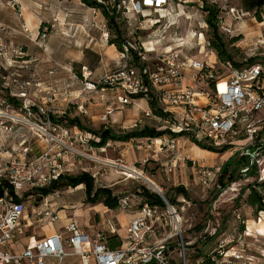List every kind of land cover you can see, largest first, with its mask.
Wrapping results in <instances>:
<instances>
[{
	"label": "rangeland",
	"instance_id": "rangeland-1",
	"mask_svg": "<svg viewBox=\"0 0 264 264\" xmlns=\"http://www.w3.org/2000/svg\"><path fill=\"white\" fill-rule=\"evenodd\" d=\"M181 2L184 3L181 4ZM203 2L217 7V32L222 36L233 61L242 64V67L263 64L264 13L261 18L253 19L251 12L241 3V0H215V5L210 0H173L168 21L174 25L170 26L166 36L177 34L186 42L181 46L172 45V47L181 48L184 55L193 60L200 62L207 60L215 71L225 72L220 66L221 62L216 53L209 47L211 35L202 10ZM4 3L6 7L9 4L8 8H11L12 3L9 0H5ZM40 9V12L34 11L40 18V23L36 22L33 28L28 29L23 24L22 17H18L17 7L13 9V16L8 10L0 9V21L6 22L0 23V26L4 28L3 32L0 31V44L5 51L0 62L4 68L8 60L6 67L9 68L8 72H5L6 79L4 81L0 79V85L3 86L0 87V113L3 112L0 115V167L4 168L7 161L13 157L19 155L21 158L24 148L29 149L26 158L36 156L43 151L42 138L45 137V133L40 127L44 130L46 127L42 126L44 116L41 115L39 108L55 117L57 122L52 120L53 123L61 125L63 124L59 120L70 115V117L80 118L82 123L91 129L104 125L118 133H123L147 126L156 131H167L164 137L168 141L177 143L179 145L177 149L169 151L165 146L161 147L157 141L160 137L151 141L143 138L142 142H139V139L130 140L129 144L133 145L136 152L142 153L143 160L137 163L133 161L131 164L124 163L127 167L141 172L150 182L153 181L160 187L158 188L152 182L160 189L162 195L167 194V198L173 201V206L180 210L179 214L183 219L182 240L186 250L187 264H195L196 260L199 261L198 264H264V212H255L245 202L248 185L254 183L255 179L264 184V124L260 135L250 143L244 141V136L241 134L234 138H224L222 143L216 146L208 140L197 141L192 135H173L167 130V124L162 119L146 118L137 107H129L123 111L118 123H113V118L111 120L110 116L107 122L101 121L100 118L106 110L105 106L112 103L110 94L108 92L87 93L83 91L80 82L82 65L91 69L94 75H101L112 68L114 61L121 58L115 45H113V56H109L106 52V46L113 37L101 11L89 8L79 0L65 1L61 8L63 12L61 16L52 15L53 9L49 5H42ZM158 19L159 16L151 12H147V16L145 14L143 17L132 14L123 15L120 12L118 23L124 33L123 38L137 41L147 39L146 35L156 28H152L151 24ZM8 22L19 27L13 28L7 24ZM162 24H164L163 21ZM44 29L47 30V35L41 40L37 36ZM155 31L160 33L161 27H157ZM192 31L202 33L204 38L199 42L196 37L189 35ZM103 32L107 33L106 38L102 36ZM249 59L253 61L249 62ZM2 68H0V77L4 74ZM25 81L29 85H24ZM4 83L7 91L11 90L13 93L28 91V93H35V96L15 98L16 103L10 100L5 101L10 96L6 94ZM65 89L72 92V96L80 92L78 100L80 105H84L85 114H80L76 107L65 106L53 99ZM20 103L21 106L18 107ZM138 104L142 106L144 101ZM25 106L29 108L26 109ZM143 108L146 109L148 106ZM14 117L21 118L23 122H16ZM68 129L71 135L79 134L83 140L96 142V138L88 133L80 132L73 127ZM193 141L213 146L216 153L205 150L212 154L204 153L205 155L201 154L202 156L199 157L198 151L196 154L192 152L193 148L201 150ZM106 145L104 150L93 148L92 151H87L80 145L75 147L86 154H92L99 162L110 165L119 162L120 150L125 146L111 147L109 143ZM68 157L69 161L74 162L71 165L72 174L70 175H77L86 170L91 176H95L94 189L108 188L112 190L113 197L115 196L117 200L129 195L130 199L137 197L136 195L143 193L141 189L144 188L150 192H156L146 180L138 176L126 177L125 172L114 165L96 163L71 155ZM231 157L234 158V162L245 158L250 165L254 163L258 173L256 176L249 177L247 176L248 168L243 166V169L238 170L242 175L241 178L234 183H228L225 189L219 190L217 180L221 175L220 168ZM201 166L211 167L216 172L215 179L205 186L199 182L200 173L198 172ZM168 168H171L170 172H167ZM242 170L245 171L242 172ZM177 187L185 189L188 193L187 200L176 193ZM56 191L58 193L52 197V202L57 201V208H74L75 210L72 212L68 210V212L74 214L83 232L95 233L97 230L90 229L89 224L96 226L98 223L95 217L96 212H88L86 207L99 204L93 205L90 201H86V197H81L83 196L81 191L71 189L70 192H66L67 188H57ZM100 204V207L106 208L102 203ZM60 211L55 225L62 230L66 224L63 222ZM128 212H134V208ZM121 213L127 212L115 209L109 214L100 213V218ZM88 217H91L90 223ZM116 220L121 223L118 216ZM51 228L48 226L43 231L48 232ZM40 231L39 225L31 230L32 233ZM118 233L124 234L122 229H119ZM41 235L38 234L39 237ZM176 241L171 247L177 245ZM173 250L171 259L179 263L178 251L175 248ZM225 253H227L226 257ZM232 254L234 256L240 254L242 258L235 260ZM70 260L72 259L69 258L66 261Z\"/></svg>",
	"mask_w": 264,
	"mask_h": 264
},
{
	"label": "built area",
	"instance_id": "built-area-1",
	"mask_svg": "<svg viewBox=\"0 0 264 264\" xmlns=\"http://www.w3.org/2000/svg\"><path fill=\"white\" fill-rule=\"evenodd\" d=\"M91 1L107 10L117 9L123 15L157 14L159 19L151 27H161L160 33H156L155 28L145 40L125 38L120 44V64L96 82L88 80L90 72L81 66L85 92L113 90L122 93L116 98L119 107H107L101 121L107 122L114 110L143 100L148 106L141 111L144 117L161 119L149 109V103L154 104L156 109L167 114L162 120L172 134L192 135L197 141L208 140L216 146L227 137L242 134L244 141L250 143L259 136L264 124V61L247 67L220 63L225 70L222 72L215 71L207 60H193L185 56L181 48H173L172 45L185 43L177 34L166 36L170 26L174 25L168 21L173 0ZM210 2L215 5V0ZM18 16H21L20 12ZM3 30L0 26V31ZM46 31L44 29L37 37L45 39ZM189 35L199 42L204 38L196 31ZM102 36L106 38L107 33L103 32ZM4 54L0 44V61ZM78 99L65 91L58 94L56 100L85 114L84 105H80ZM39 111L44 116L42 126L46 127V130L40 127L45 133L43 151L28 159L29 149L24 148L21 158L11 159L4 168L0 167V264H174L176 262L171 259L174 248L180 256L176 264H187L182 240L183 219L180 210L166 199H162L165 206H159L149 204L140 195L132 199L130 195L118 198V208L132 215L126 228L127 237L115 249L109 247L107 238L117 235L118 225L109 218L102 220L95 233L87 234L73 213L64 209L67 224L63 229L51 234L43 231L56 222L60 210L52 202L58 192L53 190L45 196L41 189H48L52 182L66 175L68 155L96 163L99 160L75 147L80 145L92 151L94 147L88 141L79 134L71 135L68 127L53 123L49 113L42 108ZM164 136L158 139L160 146L169 151L177 149V143ZM100 149L104 150V147ZM113 165L129 170L122 161ZM170 171L168 168L167 172ZM198 173L203 186L216 176L214 169L207 166L199 167ZM132 208L134 212H128ZM38 225L41 231L32 233ZM89 227L95 229L96 226L90 224ZM38 234L42 235L39 237ZM174 241L177 245L171 247ZM231 256L235 260L242 258L240 254ZM69 258L72 260L67 262ZM198 262L196 260L195 264Z\"/></svg>",
	"mask_w": 264,
	"mask_h": 264
},
{
	"label": "trees",
	"instance_id": "trees-1",
	"mask_svg": "<svg viewBox=\"0 0 264 264\" xmlns=\"http://www.w3.org/2000/svg\"><path fill=\"white\" fill-rule=\"evenodd\" d=\"M82 4L89 8H96L101 11V14L107 24L108 29L110 30L111 36L113 37L108 42L110 45H115L116 49L120 50V44L125 39L123 38V31L121 29L120 24L118 23L120 12L117 9H109L101 7L94 1L91 0H80ZM202 10L205 13V20L206 24L210 30V40H209V47L212 51H214L217 55V58L221 63L230 62L231 64L235 65L236 67H242V64L233 61V57L231 53L227 50L225 43L222 40V36L217 32V16H218V9L216 6H209L205 2L202 4ZM249 62H252L253 59H249ZM149 109L154 114L155 117H159L161 119H165L167 114L162 113L158 108L154 106V104L149 103ZM50 119L53 121L57 120L54 116H50ZM65 120V121H64ZM61 121V122H60ZM65 127H74L80 132H85L93 137L96 138V142L88 141V143L94 148H101L107 146V143L112 142H121V143H128L130 140H142L146 138L150 139H158L159 137L167 134V131H156L153 128H149L147 126H143L141 129H134L132 131H127L123 133L116 132L113 128L101 125L97 129H91L87 127L85 124L82 123L80 118L74 116H66L65 118H61L59 120ZM65 123V124H64ZM264 130V129H263ZM176 136H184L185 134L179 133L174 134ZM172 135V136H173ZM260 135V134H259ZM195 144L201 150H207L213 153H216V150L213 146L201 144L196 141ZM226 146H224L225 148ZM234 165V166H233ZM243 166L247 167L248 174L247 176H256L258 171L256 169V165L253 163L250 165L249 161H246L245 158L239 159L234 162V158L231 157L226 163H224L221 168L220 172L221 175L217 180V185L219 190L225 189L228 183H234L235 181L241 178V173L238 172L239 169H243ZM227 176V177H225ZM79 185H84V191L86 195V201H90L91 203H102L110 210H114L118 207L117 205V198L114 196L112 190L105 188V187H98V189H94V178L87 172H82L77 175L72 176H64L61 177L59 180L52 182V185L48 189H41L43 194L49 195L52 193L53 190L57 188H74ZM143 193L140 196L151 205H161L165 206L162 201V198L158 196L156 193L150 192L147 189H141ZM177 194L182 195L186 200L188 199V193L185 191L183 187L175 188ZM0 196H2V191L0 189ZM166 201L174 205L173 201L167 198V194H165ZM246 204L255 210V212H264V184L263 182H258V180H254V183L248 185V194L245 199ZM108 245L111 249H115L116 247L122 244V239L120 236H109L107 238Z\"/></svg>",
	"mask_w": 264,
	"mask_h": 264
},
{
	"label": "crops",
	"instance_id": "crops-1",
	"mask_svg": "<svg viewBox=\"0 0 264 264\" xmlns=\"http://www.w3.org/2000/svg\"><path fill=\"white\" fill-rule=\"evenodd\" d=\"M65 1H68V0H52L51 2H50V0H9V2H11L12 3V5H11V10L8 8L9 7V4H8V7H6V5H5V0H0V9L2 10V9H6V10H8L10 13H11V15L13 16L14 15V7H17L18 8V11L21 13V16L20 17H22V21H23V24L24 25H26V28L28 29V28H33V26L36 24V22L37 23H40V18H38L37 16H36V14H35V12L34 11H36V12H40L39 10H41L40 9V7L42 6V5H44V6H48L49 5V7L51 6V9H53V11H51V14L52 15H56L57 14V16H61L62 14H63V12H62V7H63V5H64V3H65ZM78 1V0H77ZM80 1V0H79ZM50 2V3H49ZM81 2V1H80ZM84 5V4H83ZM44 9H45V7H44ZM13 10V11H12ZM96 10H98V9H96ZM100 11V10H99ZM19 17V16H18ZM0 23H6V22H1L0 21ZM8 25H11V27L13 26V28H18L19 27V25L17 26V25H14V24H12V23H10V22H8L7 23ZM186 42V41H185ZM11 47H13V45H11ZM113 45H110L109 46V44L106 46V52L109 54V56H113ZM8 62V60H6V63H5V67L4 68H2L3 70L2 71H4V74H3V76H1L0 77V79L2 80V81H4L5 79H6V74H5V72H8V69H7V67H6V65L8 64L7 63ZM14 62V61H13ZM120 62H121V58H119L117 61H114V64H113V66H112V68H110V70H112V69H115V67H117V65L118 64H120ZM82 66H85V65H82ZM86 67V69H88V72H90V77L88 78V80L89 81H91V82H96V80L98 79V78H100L103 74H105V73H107V72H110V70L109 71H105V72H103L101 75H94V73H93V71L91 70V69H89L87 66H85ZM11 68V67H10ZM15 81V80H14ZM80 82H81V84H82V88H84V84H83V78H82V76L80 77ZM4 85V88H5V90H6V94H8L10 97L9 98H7V99H5V101H8V100H10V101H12L13 103H16L17 101H16V99L15 98H17V99H22V98H26L27 97V95L30 97V95L33 97V96H35V93H28V91L26 92V91H17L16 93H13L11 90L10 91H7L8 89H7V87H6V85H5V83L3 84ZM24 85H29L28 83H27V81H25L24 82ZM36 85H38V84H35V86ZM39 86V85H38ZM0 87H3V86H1L0 85ZM22 87V86H21ZM3 88V89H4ZM63 89V88H62ZM67 92V93H69L71 96H72V92H70V91H68V90H63V92H60L59 94H63L64 92ZM84 91V90H83ZM96 92H101V91H99V90H96ZM105 92H108L109 94H110V99H112L111 100V104L110 105H107V106H105L106 108L107 107H113V108H117V107H119V104L117 103V97L118 96H120V95H122V93L120 92V91H113V90H107V91H105ZM88 93V92H87ZM6 97H8V96H6ZM72 97H78V98H80V92L79 93H77V95H75V96H72ZM103 97V96H102ZM57 99V98H56ZM143 101V100H142ZM142 101H138V102H136V103H134L133 105H127L126 107H124V108H122V109H120V110H114V112L112 113V115L110 116V119L112 120V118H113V123H118L117 121H119V118L122 116V113H123V111H125V110H127V108H129V107H131V108H133V107H137V108H139L140 109V111H142V109H145V108H143V106H145V107H147V103L144 101V104L141 106L140 104H138L139 102H142ZM110 102V101H109ZM21 106V103H20V105L18 104V107H20ZM3 113V112H2ZM70 116V115H69ZM72 117H74V116H72ZM98 118H100L99 116H98ZM101 119V118H100ZM74 128V127H73ZM110 145H111V147L113 146V147H119V146H125V148H122L121 150H120V156H121V159H120V161H122V162H125V163H132L133 161L135 162V163H137V162H140V161H142L143 159H142V153H140V152H136L135 150H134V147H133V145H131V144H129V142L128 143H121V142H112V143H109ZM179 144V143H178ZM179 147V145H177V148ZM197 151H198V153H197ZM192 152L194 153V154H196L197 153V155H199V157L200 156H202L201 154H204V153H208V154H212V153H210V152H207V151H203V150H199V149H196V148H193L192 149ZM31 154H33V151L31 150ZM205 155V154H204ZM203 155V156H204ZM20 156L18 155V156H16V157H13L12 159H17V158H19ZM34 157H36V156H33L32 155V157H30V158H28V159H32V158H34ZM178 157H180V156H178ZM68 161H69V159H68ZM8 162V161H7ZM113 162V161H112ZM124 163V164H125ZM208 163V162H207ZM74 164V162L73 161H69L68 163H67V173H66V175L65 176H69L70 174H72L71 173V171L70 170H72L71 169V165H73ZM208 164H210V163H208ZM126 165V164H125ZM83 172H86V170H84ZM70 176H72V175H70ZM94 182H95V180H94ZM153 182V181H152ZM154 183V182H153ZM155 184V183H154ZM156 185V184H155ZM157 186V185H156ZM158 187V186H157ZM77 188H80V189H77ZM158 188H160V187H158ZM68 189V191H66V192H70V190L72 189V191H81L82 193H83V196H81L82 198H85L86 197V195H85V191H84V185H79V186H77V187H74V188H71V187H68L67 188ZM57 192V191H56ZM54 204H56V207H58V205H57V201H55L54 202ZM80 205H82V203H79ZM100 203H99V205H96V206H94V207H86V211H88V212H96L95 213V217L97 218V221H98V223L96 224V227H95V229H99V225L101 224V222H102V220L103 219H107V218H109V219H112L113 221H116V224L118 225V230H117V235L118 236H120V238L122 239V240H125L126 239V228H127V225H128V222H129V219H130V217H131V215L132 214H128V213H124V214H115L114 216L112 215L111 217H107V218H100V213H102V214H109L112 210H109L107 207L105 208V207H100ZM83 208V207H82ZM64 209H66V208H62V209H59V210H61L60 212L62 213V215H63V222L65 223V224H67V222H66V219H65V216H64ZM69 209V208H68ZM68 209H66V210H68ZM116 209H118V210H120L118 207L116 208ZM69 210H71V212L73 211V210H75L74 208H72V209H69ZM115 210V209H114ZM121 211V210H120ZM70 212V213H71ZM74 215V214H73ZM116 216H118L119 218H120V221H121V223H119L117 220H116ZM91 220V217H88V221H89V223L91 222L90 221ZM56 223V222H55ZM55 223L52 225V226H50V227H52L51 228V230H49L47 233H49V234H51V233H54V232H59V231H61V229L59 230L58 228H57V226L55 225ZM80 224V223H79ZM81 225V224H80ZM90 225V224H89ZM102 225V224H101ZM90 228V227H89ZM119 229H122L123 230V232H124V234L123 235H120L119 233H118V231H119ZM233 264H237V263H233Z\"/></svg>",
	"mask_w": 264,
	"mask_h": 264
},
{
	"label": "flooded vegetation",
	"instance_id": "flooded-vegetation-1",
	"mask_svg": "<svg viewBox=\"0 0 264 264\" xmlns=\"http://www.w3.org/2000/svg\"><path fill=\"white\" fill-rule=\"evenodd\" d=\"M252 14L253 19H259L264 13V0H241Z\"/></svg>",
	"mask_w": 264,
	"mask_h": 264
},
{
	"label": "bare ground",
	"instance_id": "bare-ground-1",
	"mask_svg": "<svg viewBox=\"0 0 264 264\" xmlns=\"http://www.w3.org/2000/svg\"><path fill=\"white\" fill-rule=\"evenodd\" d=\"M2 113H0V115H1ZM16 122H20V121H22L23 122V120L20 118H17V117H14L13 118ZM26 122V121H25ZM158 141V140H157ZM113 164H115V163H113ZM113 164H112V166H113ZM124 172H125V175L128 177H133V176H136V175H141V179L142 180H146L147 181V183L151 186V188L152 189H154V190H156V192H159L160 191V189H158L152 182H150L145 176L143 177V174H141L139 171H137V170H135V169H132V168H130L129 167V170L127 171V170H124V169H122ZM226 257V256H225Z\"/></svg>",
	"mask_w": 264,
	"mask_h": 264
},
{
	"label": "water",
	"instance_id": "water-1",
	"mask_svg": "<svg viewBox=\"0 0 264 264\" xmlns=\"http://www.w3.org/2000/svg\"><path fill=\"white\" fill-rule=\"evenodd\" d=\"M157 193L158 196H160L162 199H165V197L162 195V193L159 191V192H155Z\"/></svg>",
	"mask_w": 264,
	"mask_h": 264
}]
</instances>
